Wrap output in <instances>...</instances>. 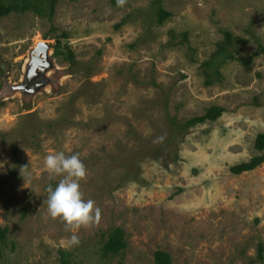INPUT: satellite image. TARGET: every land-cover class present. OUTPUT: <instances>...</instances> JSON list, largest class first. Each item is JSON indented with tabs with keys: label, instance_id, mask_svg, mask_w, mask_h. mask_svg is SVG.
Segmentation results:
<instances>
[{
	"label": "rangeland",
	"instance_id": "rangeland-1",
	"mask_svg": "<svg viewBox=\"0 0 264 264\" xmlns=\"http://www.w3.org/2000/svg\"><path fill=\"white\" fill-rule=\"evenodd\" d=\"M10 1L17 9L0 17V264H60L62 249L72 264H156L159 250L173 264H264V163L231 171L264 154V0ZM159 7L172 14L163 24ZM213 106L225 109L218 120L188 124ZM56 151L80 154L81 190L101 209L75 247L47 213V186L62 179L45 168ZM114 227L127 248L107 257Z\"/></svg>",
	"mask_w": 264,
	"mask_h": 264
},
{
	"label": "clouds",
	"instance_id": "clouds-1",
	"mask_svg": "<svg viewBox=\"0 0 264 264\" xmlns=\"http://www.w3.org/2000/svg\"><path fill=\"white\" fill-rule=\"evenodd\" d=\"M126 0H117L123 7ZM162 139V138H161ZM49 180L58 183L47 186V213L52 219H60L67 230L72 231L69 245L78 246L81 241L76 231L97 222L101 209L91 199H85L80 181L86 179L87 168L79 153L66 154L64 151L49 153L45 158Z\"/></svg>",
	"mask_w": 264,
	"mask_h": 264
},
{
	"label": "trees",
	"instance_id": "trees-1",
	"mask_svg": "<svg viewBox=\"0 0 264 264\" xmlns=\"http://www.w3.org/2000/svg\"><path fill=\"white\" fill-rule=\"evenodd\" d=\"M55 4V2H54ZM17 8L10 0H0V17L7 16L14 12ZM26 10V8H23ZM171 12L165 10L163 7H159L158 22L163 24L167 19L171 17ZM226 38L231 39V34L227 33ZM245 63H250L244 60ZM209 64V63H208ZM211 78L208 79V84H211ZM225 109L220 106H213L207 110L202 116H197L189 120L188 124L196 125L198 123H204L207 121H216L224 113ZM256 148L264 153V134H259L256 142ZM264 163V154H258L252 157L249 161L238 163L232 166L231 171L240 175L246 172L253 171L260 167ZM9 236L8 227H0V245L7 241ZM127 248L126 233L121 227H114L107 235V239L104 242L103 252L104 256H118L123 253ZM2 248L0 247V257L2 256ZM61 260L60 264H72L71 253L68 250L60 251ZM258 261L264 262V243H261L258 251ZM156 264H173L172 255L167 251L159 250L155 253ZM117 264H130L126 262H119Z\"/></svg>",
	"mask_w": 264,
	"mask_h": 264
},
{
	"label": "water",
	"instance_id": "water-1",
	"mask_svg": "<svg viewBox=\"0 0 264 264\" xmlns=\"http://www.w3.org/2000/svg\"><path fill=\"white\" fill-rule=\"evenodd\" d=\"M47 47H48V45L45 42L41 44V46H40V48L38 49V52H37L36 65L41 63L42 53L44 52V50Z\"/></svg>",
	"mask_w": 264,
	"mask_h": 264
},
{
	"label": "bare ground",
	"instance_id": "bare-ground-1",
	"mask_svg": "<svg viewBox=\"0 0 264 264\" xmlns=\"http://www.w3.org/2000/svg\"><path fill=\"white\" fill-rule=\"evenodd\" d=\"M39 45V44H38ZM43 55V54H42Z\"/></svg>",
	"mask_w": 264,
	"mask_h": 264
}]
</instances>
